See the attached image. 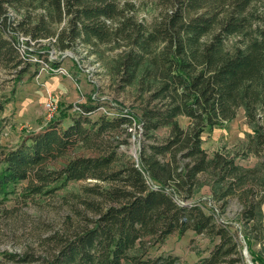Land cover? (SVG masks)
Here are the masks:
<instances>
[{
    "label": "trees",
    "instance_id": "trees-1",
    "mask_svg": "<svg viewBox=\"0 0 264 264\" xmlns=\"http://www.w3.org/2000/svg\"><path fill=\"white\" fill-rule=\"evenodd\" d=\"M258 3L264 0H152L155 15L145 22L132 0H0V72L10 80L23 79L35 64L18 55L17 34L29 37V47L44 45L27 54L46 60L52 48L110 45L119 49L108 64L111 76L119 88H134L138 101L135 111L111 115L97 112L100 104H78L67 125L54 118L7 146L1 114L9 98L0 76V211L22 181L25 198L53 194L69 181L89 182L72 194L74 217L46 237L44 253H7L10 259L182 264L178 255L153 249L192 230L215 241L201 264H244L237 231L195 198L207 185L220 212L237 203L251 261L264 264V160L239 162L264 156V7ZM239 109L251 128L245 142L208 153L203 132ZM180 116L188 118L186 126ZM135 126L143 136L137 161L121 149Z\"/></svg>",
    "mask_w": 264,
    "mask_h": 264
},
{
    "label": "rangeland",
    "instance_id": "rangeland-1",
    "mask_svg": "<svg viewBox=\"0 0 264 264\" xmlns=\"http://www.w3.org/2000/svg\"><path fill=\"white\" fill-rule=\"evenodd\" d=\"M132 2L137 8V18L150 22L155 15L152 0ZM257 5L259 8L264 7L260 3ZM237 41L238 37L230 38L229 44ZM31 48L45 50L44 45H33ZM117 52L119 49H112L110 45H99L95 49L80 46L62 53L52 48L49 49L47 60L44 56L39 58L36 54L32 55L35 64L21 80L12 81L8 74L0 72V76L7 80L4 82L3 92L9 98L1 114L7 121L1 143L7 146L16 144L24 136L40 130L49 122L44 110V100L48 93L58 105L55 118H62L63 126L69 123L70 116L77 110L78 104H100L97 112L109 115L119 109L135 111L138 101L134 88H119L111 76L108 64ZM51 63L64 68L66 72L55 71L56 67H50ZM32 73L35 75L29 76ZM178 119L182 126L187 125V117L180 116ZM131 132L135 138L121 149L132 155L137 154V147L143 142V136L139 134L138 126L132 127ZM247 132H251V128L245 121L243 109H239L232 120L220 127L205 130L202 134V146L208 153L220 147L237 148L245 142ZM164 134L166 130L158 132L159 136ZM261 158L249 155L239 162L244 166H253L264 160ZM87 183L89 182L82 180L69 181L53 194L26 198L23 196L26 181L18 183L14 192L7 195L4 210L0 211V264H21L10 259L7 253H44L47 248L46 237L60 230L69 218L74 217L73 208L76 203L73 202L72 194H81V187ZM195 198L206 210L213 213L218 221L237 231L244 264H253L237 217V203L231 201L226 210L220 212L218 205L210 199L207 185L200 187ZM214 242L205 235L187 230L183 234L173 233L168 236L157 249H153V253L171 252L180 257L182 264H201L200 260L209 254ZM251 248L256 252L260 245L252 244Z\"/></svg>",
    "mask_w": 264,
    "mask_h": 264
},
{
    "label": "built area",
    "instance_id": "built-area-1",
    "mask_svg": "<svg viewBox=\"0 0 264 264\" xmlns=\"http://www.w3.org/2000/svg\"><path fill=\"white\" fill-rule=\"evenodd\" d=\"M28 40H29L28 36H24L23 34H17L15 36V41H13V42L15 43L18 55L23 59L28 58L32 61V59H33L32 56L28 57L29 55L27 54L28 49H31V47L27 46V44H26V41H28ZM50 67H52V66H50ZM50 67H48V68L52 70L53 67L52 68H50ZM55 71L64 72L65 69L60 67V66H57L55 68ZM76 108L78 109V107H76ZM44 110H45L46 117L48 120L54 119L58 113V105L50 93L47 94V96L44 100ZM138 129H139V134H140L141 127L138 126ZM134 138H135L134 135L131 134V136L129 138V142L131 140H133ZM137 148H139V146ZM131 156L135 159V161H137V154L133 153Z\"/></svg>",
    "mask_w": 264,
    "mask_h": 264
},
{
    "label": "crops",
    "instance_id": "crops-1",
    "mask_svg": "<svg viewBox=\"0 0 264 264\" xmlns=\"http://www.w3.org/2000/svg\"><path fill=\"white\" fill-rule=\"evenodd\" d=\"M262 211H264V204H262ZM258 247V246H257Z\"/></svg>",
    "mask_w": 264,
    "mask_h": 264
}]
</instances>
